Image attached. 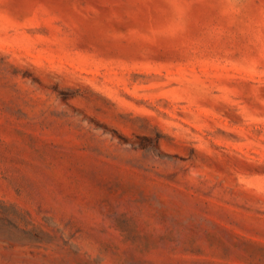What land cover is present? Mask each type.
Listing matches in <instances>:
<instances>
[{"label": "rangeland", "instance_id": "374dc122", "mask_svg": "<svg viewBox=\"0 0 264 264\" xmlns=\"http://www.w3.org/2000/svg\"><path fill=\"white\" fill-rule=\"evenodd\" d=\"M0 264H264V0H0Z\"/></svg>", "mask_w": 264, "mask_h": 264}]
</instances>
